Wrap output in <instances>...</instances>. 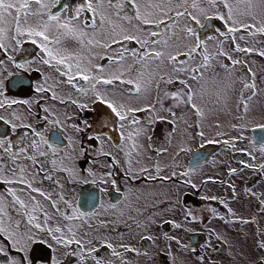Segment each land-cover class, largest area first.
<instances>
[{
	"label": "rangeland",
	"instance_id": "rangeland-1",
	"mask_svg": "<svg viewBox=\"0 0 264 264\" xmlns=\"http://www.w3.org/2000/svg\"><path fill=\"white\" fill-rule=\"evenodd\" d=\"M141 2L143 3L145 0H141ZM230 2L235 4V0H230ZM106 3L107 0H104V10L108 15H111V12L106 8ZM191 3L192 0H187V5H182L179 10L183 11L184 7H189L192 14L197 16L201 24L205 25L204 15H201L197 9H191ZM197 4L198 7L205 9V15L211 16L214 22L213 28L204 33L198 31L197 26H200L199 24L190 21L187 17L174 18L175 23H165L170 25L169 28L151 26V30L164 33L163 37L158 36L152 39H165L168 44L167 47L157 45L150 50H163L165 57L162 64L159 59H153L147 68L142 69L145 72L143 80L151 79V84H145L140 94L129 95L124 89L133 86L119 84V82L115 86L102 85L97 88V91L105 93L107 98L117 106L123 104L126 107H145L155 104L157 113L153 114L147 111L137 113L141 123L133 127L128 125V121H124L125 127L121 129L118 117L111 112L107 105L104 104L103 108L93 109L92 122L96 126L104 124V128L108 127L110 131L116 130L113 127H118L120 134L123 135L120 137L124 140L121 139L122 143L117 145L109 143L105 137H102L100 143L89 149V152L95 156L104 152L107 156L91 163L90 166L86 167L85 172H81L80 166L77 164V158H81L82 149L79 146L77 135L72 130L65 129L66 145L62 147L53 146L58 151L56 155H50L57 161L56 168L68 170L74 168L76 170V176L73 180H76L77 183L90 178L102 181L104 179L103 184L106 190L118 185L122 186L125 194L123 200L117 205H112L109 200L104 198V213L100 212L92 218L93 221L97 219L103 221L101 218H104V226H90L85 221H81L84 225H80L78 222L80 220L74 224L76 239L81 240L86 245V249L87 246L97 249L102 240L106 244L112 245V248L108 250L110 253L104 252V258L101 256L100 250L92 254L104 261L111 260L112 264H139L141 262L142 264H156L157 253L145 259L138 255V242L145 234L150 235L153 248L158 246L164 250V255L168 251L166 254L167 261H170L164 260V264H214L215 261L229 264V256L231 255H225L228 251L234 255L232 264H264V248L259 247V244L264 242V228L261 224V219H264V204L261 203L264 201V181L262 185L260 184L262 194L260 195L259 212H256L257 209L255 208L258 198L252 195L254 193L252 188L254 187L247 191L250 173H258L263 170V177L260 179H264V169L260 168V165H264V153L260 149L244 145V137L239 136L247 130L249 125L264 121V56L258 54L260 50H264V34L249 35L248 30L240 28L236 33L221 36L216 32V29L219 28V21H221L214 16L216 10L204 3L203 0H197ZM37 8V5H33L30 10L36 11ZM149 10L151 11V9ZM11 11L12 15L5 17L8 20L7 26L13 28L16 23L15 11ZM245 11L246 6L244 4L236 5L235 18L243 23H254L249 17L240 15ZM253 11L257 14L258 20L264 19V4L257 3ZM171 14L173 13H169V15ZM46 18V16L43 17V19ZM41 19L39 16L30 17L29 25L37 27ZM80 19L84 21L85 17ZM21 25H23V21ZM235 26L239 28V24ZM256 26L259 27L260 25L257 24ZM124 27L131 31V25L124 24ZM186 27H193L196 36L204 41V44L201 53H193L191 57L185 55L183 59H178L181 64L190 68L199 67L204 55L216 53L218 49L228 52L233 60L243 61L242 64L232 65L231 60H228L227 57L225 59V56L215 55L208 61L211 67L207 70H200L203 75L199 82L188 81L197 92L193 103L197 105L201 115H197L191 106L176 104L172 99L163 100V108L156 103L158 95L163 98L165 91H176L180 88L177 82L170 86H162L157 91L156 81L161 75H167L171 72L173 65L168 62V55H175L178 51L187 53L190 48L194 47L195 37L186 36L184 31ZM86 31L91 33L92 29L89 28ZM222 31H226V29ZM51 35L52 32H49L50 37ZM241 36L244 38L240 39ZM96 38L106 43L110 42V38L106 39L104 33L99 34ZM31 39L34 38L31 37ZM230 41H235V46L251 48L253 51L245 54L233 51V48H230L228 44ZM262 43L263 47H261ZM53 47H58L61 54L65 56L73 54L79 57H89L91 64L104 66L103 75H111L117 70L127 72L128 65L132 64L134 59L126 56L121 64H110L107 59L101 60L100 57L106 53L108 56H115L118 48V45L115 44L112 45L111 51L97 46L92 47L90 53L87 47H81L74 40L68 38L61 45H54ZM128 47L138 48L139 45L132 42ZM82 62L87 63V61ZM222 64L228 67H221ZM61 69H63L62 65ZM243 69L247 70L248 76L243 73ZM45 72L47 73L41 78L40 83L60 91V101L49 99L45 102L46 109L52 122L58 121L57 124L62 126L64 117L66 118L73 113V106L67 100L68 96L73 97L75 94L74 98H76L81 93L79 91L69 92L72 84L66 82V77L52 76L54 73L48 68L45 69ZM187 76L188 73H183L180 75V79ZM127 78L136 79V73L133 72L130 77H125V79ZM245 82L254 83L255 89H245ZM91 83L89 82L87 86L82 88L90 89ZM76 88L78 89V87ZM89 95L90 100L94 99V95L91 93ZM169 108L175 113V117L164 111V109ZM8 112H5L7 116L9 115ZM99 113L104 115V123H101L98 117ZM157 114L166 117V119L164 121L156 120ZM148 118H153L155 121L151 126L146 123ZM172 120H175V123L169 122ZM139 129H143V132L137 136L135 133ZM201 132L203 136L199 135ZM130 134L131 138H129ZM208 141L213 142L209 143ZM225 141H229V143L225 144ZM200 142L214 145V150L202 167L191 170L187 167L185 160L188 153H191V149ZM41 148L51 152V149H47L44 145ZM239 150H246L252 154L245 156L244 160L234 162L231 155ZM68 154L72 160L70 166H66L63 160V157ZM244 162L254 167L250 169L242 166L241 164ZM157 168H159V172H157ZM234 168L237 171L232 172L231 169ZM142 169H146V171H141ZM151 169L156 170L157 179L154 182L141 178L153 176ZM92 171H95L93 176H91ZM113 173L118 176L119 173L125 175L120 174V178H118ZM113 176H116L117 180ZM36 179L41 180L38 176ZM185 181H190V183L185 184ZM48 184L50 183L43 180V184L37 185L45 190ZM227 184L232 186L235 194L234 199L230 201L222 199L226 194ZM187 192L192 197L187 198ZM209 197H215V199H208ZM222 202L225 205H220ZM223 206H228L227 213L221 211ZM151 210L155 213L153 214L155 221L149 219L150 214L148 213ZM233 217L239 219L233 221ZM245 217H251L260 222V226H258L260 231H255L254 226L249 222L243 223L240 218ZM165 218L172 219V224L166 229L161 226V222ZM112 222L120 224H108ZM124 224H131L132 226L124 230ZM177 224L180 227H176ZM66 226L75 231L73 226ZM62 228L65 226L63 225ZM80 230L81 233L77 232ZM163 233L172 236V241L166 246L168 247L167 251L164 246L167 244V240ZM192 233L201 234L204 242L187 243L186 240L188 239L189 242V236ZM226 238L228 242H226L224 249L215 243V240L221 242V239ZM89 240L92 241L91 245L88 244ZM256 240H258V244ZM209 241L212 243L210 250L202 253L201 250L209 248ZM124 244H129L127 247L132 251H126L124 247H121ZM113 250L120 252L121 256H112ZM64 252L63 247L54 246L51 259L61 260L64 257ZM45 253L47 254V252L41 254ZM64 259L66 262L68 261L67 258ZM76 264H94V261L89 256L83 262L77 260Z\"/></svg>",
	"mask_w": 264,
	"mask_h": 264
},
{
	"label": "snow or ice",
	"instance_id": "snow-or-ice-1",
	"mask_svg": "<svg viewBox=\"0 0 264 264\" xmlns=\"http://www.w3.org/2000/svg\"><path fill=\"white\" fill-rule=\"evenodd\" d=\"M203 2L216 10L214 12L215 18L223 21V26L226 28V31L217 28L216 32L219 35L227 36L230 33H236L240 28L248 30L249 35H256L257 33L264 34V19L258 20L257 14L253 11L256 4H264V0H235V4L231 3L230 0H203ZM239 4L246 6V11L240 13V15L249 17L254 23H243L235 18V7ZM32 5L38 6L34 12L30 11ZM182 5H187V0H145L143 3L141 0H107L106 8L111 12V15H108L104 10V0H81V3L74 9L68 4L61 5V0H48V2H45V0H17L16 3L0 0V24L4 23L5 16H11V10H14V19L16 22L15 34L11 36V40L15 41L16 44H20L21 41L17 37L25 34L30 38H39V47L45 56H47V59L41 57L40 62L49 65L54 71L67 77L66 82L68 84H73L76 77L90 83L94 81V83H91L90 89L78 88L77 90L85 97H88L90 93L93 94V103L99 101L106 104L111 112L118 117L120 128L123 129L125 127L124 121H128V125L133 127L141 123V120L136 115L137 113L145 111L153 114L157 113L155 104L145 107H126L123 104L117 106L112 100L107 98L105 93L97 91V88L102 85L115 86L119 82V84L133 86L132 88L124 89L129 95H138L141 93L145 84H151V79L147 81L143 80L145 72L142 69L147 68L149 62L153 59H159L162 64L165 52L163 50H150L157 45L167 47L168 44V41L165 39H152L158 36L163 37L164 33L151 30V26L155 25L156 28L162 26L169 28L170 25L165 24L164 19L166 18L168 21L175 23L176 20L174 18L179 17H187L190 21H195L202 28L206 26L201 24L197 16L192 14L189 7L186 6L183 11H180L179 9ZM57 6H60L59 10L53 11ZM190 8L197 9L201 15H204L205 20L209 19L205 15V9L198 7L197 0H192ZM84 12L91 13V17L81 21L80 18ZM169 13H173V15H169ZM36 16L42 19L37 27H32L29 25V18ZM44 16L47 18L43 19ZM22 21L26 25L25 27H22ZM124 24L131 25V31L125 28ZM237 24H239V28L235 26ZM257 24L260 26L257 27ZM89 28L92 29L91 33L86 31ZM7 31L6 28L0 27V50L6 49L3 40ZM184 31L186 36L195 37V46L190 48L187 53H180L178 51L175 55H168L167 60L173 65L171 72L167 75H161L159 80L156 81L157 91L162 86H170L177 82L180 88L176 91H165L163 98L158 95L156 103L160 104L161 108H163V100L171 98L176 104L191 106L197 115H201L202 113L199 108L193 103L197 92L188 81L199 82L200 77L203 75L200 70L210 68L211 65L208 61L215 55L227 57L228 60H231L232 65L242 64L243 61L233 60L228 52L218 49L216 53L204 55L199 67L190 68L189 66L181 64L177 60L178 56L187 55L191 57L197 48L202 47L204 44V41L196 36L193 27H186ZM49 32H52L51 37L49 36ZM101 33L105 34L106 39L110 38L109 43L96 38ZM68 38L74 40L81 47H87L90 53L92 47L98 46L111 51L112 45H118L115 56H108L106 53L100 59H107L110 64H121L125 60V57L129 56L134 58L133 63L128 65L127 72L117 70L111 75H103L105 72L104 66L101 64H91L89 57H79L73 54L65 56L61 54L58 47H53L54 45H61ZM243 38V36L240 37V39ZM209 39H212V37H209ZM132 42H135L139 47H128ZM32 43L36 44L37 39H32ZM232 50L239 52L253 51L251 48H240L239 45ZM258 54L264 56V50H260ZM8 59L12 60L13 58L9 56ZM82 61H87V63H83ZM0 64H3L2 60H0ZM61 65L63 69H61ZM17 67L22 68L24 65L19 64ZM221 67L227 68L228 66L222 64ZM133 72L136 73V79H125L126 76L130 77ZM183 73H188V76L180 79V75ZM2 87L3 83L0 81V89ZM255 87L256 85L254 83H244L245 89H255ZM35 91L40 93L44 92L45 89L42 86H37ZM3 95V91H0V96ZM17 103L28 104L29 101H0V109H4L6 106L10 107ZM72 103L76 104L77 102L72 101ZM78 106L81 109L88 108L87 104H80ZM164 111L175 117V113L170 108L164 109ZM15 119L18 120L19 117H15ZM155 119L164 121L166 117L157 114ZM0 121L10 124L13 131L18 127H31V125H18L12 120H5L3 116H0ZM154 122L153 118L146 120L149 126ZM169 122L175 123V120ZM57 123L58 121H53L52 125L55 126ZM84 127L87 129L91 128L87 120L84 122ZM233 127H236V125H233ZM255 127L264 130V124H257ZM76 130L83 131L79 127ZM32 132L35 137H39V140L35 138L29 139L25 135L22 137V140H29L27 148L20 146L16 150L14 149L16 148V144L20 143L19 141L13 143L11 140L0 137V186L3 187V191H0V264H35L36 258L33 255L35 250L41 246H46L51 250L53 244L66 249L64 252L66 258L76 256L80 262H83L91 256L94 264H112L111 260L104 261L92 255L97 252V249L95 247L86 249L82 241L76 239V233L71 227L65 225V231V228L60 226H50V221L53 220V216H59L62 221H70L80 219L88 214L79 212L78 216L68 215L66 212L61 211L60 208V204L71 207L62 194H59L58 198L54 199L52 192L35 186L42 184L43 180L51 181L53 179L47 166L49 164L47 158L50 155H56L58 150L39 131L32 129ZM142 132L143 129H139L135 135L139 136ZM199 135L203 136V133L201 132ZM129 138H131V134ZM89 139L94 140L95 137H89ZM262 140H264V137H262ZM208 142L212 143L213 141ZM224 143L228 144L229 141H225ZM41 145L46 146L47 149H51V152L42 150ZM28 149L34 150L33 154H29ZM183 150L186 151V149ZM260 151L264 153V143L260 145ZM82 154L86 155V152L82 150ZM22 156L31 161L34 166L39 165L35 173H30L27 166L20 164V158ZM40 158L44 159L41 160ZM50 163L55 165L57 161L51 160ZM245 166L253 167L252 165ZM260 168L264 169V165H260ZM61 170L69 171L68 169ZM141 171H146V169H142ZM231 171L235 172L237 170L231 169ZM157 172H159V168H157ZM40 173L44 175L40 181H37L36 177ZM29 176H31V179H29ZM54 183L59 185L58 181H54ZM186 183H190V181H186ZM192 187H195V185H192ZM252 195H255V193H252ZM37 196L48 202L49 207L52 209V215H49L48 211L37 200ZM208 199H215V197H209ZM261 203L264 204V201ZM229 211L231 210L229 209ZM188 214L190 215L191 213ZM176 227H180V225L177 224ZM149 239L151 238L149 237ZM73 244L77 245L78 249L75 251L67 250ZM88 244L91 245L92 241L89 240ZM107 247L112 248V245L107 244ZM121 247H124L126 251H132L126 245H121ZM259 247L264 248V242L260 243ZM112 256L120 257L121 253L113 250ZM48 264H63V262L52 258L48 261Z\"/></svg>",
	"mask_w": 264,
	"mask_h": 264
},
{
	"label": "flooded vegetation",
	"instance_id": "flooded-vegetation-1",
	"mask_svg": "<svg viewBox=\"0 0 264 264\" xmlns=\"http://www.w3.org/2000/svg\"><path fill=\"white\" fill-rule=\"evenodd\" d=\"M10 1L13 3L17 2V0H7V2H10ZM45 2H48V0H45ZM79 3H81V0H61V5L68 4V5H71L73 9ZM17 6H18V3H17ZM59 8L60 6H57V8L53 9V11H58ZM81 17H85V20H86V18L91 17V13L84 12L82 13ZM208 17L210 18V25L207 29L201 30L202 27L197 26L198 31L200 33H204L208 29L213 28L214 26L213 19L211 16H208ZM164 23H172V22L165 19ZM7 24H8V20H6V17H5V22L0 24V27H4L8 30L3 40V42L6 45V49L0 50V60L3 61V64H0V81H2L3 83V87L2 89H0V91H3L4 93L3 96H0V101L10 102L11 100H17V101L27 100L29 101V103L28 104L17 103V104L11 105L10 107L6 106L4 109H0V116H3L5 120H12L14 123H17L18 125H31V127L30 128L29 127H18L15 131H13L11 129L10 124H6L3 121H0V137L5 138L6 140H11L13 143L19 141L20 143L16 144V148L14 150L18 149L20 146H24L25 148H27V144L29 143V140H22V137L27 135L29 139L35 138L39 140V137H35L32 132V129H35L36 131H39L45 138H47L49 140V143H51L53 146L62 147V146H65L67 142L65 129L72 130L77 135V138L80 143L79 145L80 148L84 152H86V155L81 153L80 154L81 158H77V164H79L80 166V171L85 172L86 167L90 166L91 163L97 162L98 160H100V158L102 157L104 158V156H107L106 153L104 154V152L102 154H99L98 156L92 155L89 152V149H92L95 146H97L100 143V139L102 137H105V139H107L109 143L111 142L112 144L119 145L124 140V138L123 139L121 138L123 137V135L120 134L118 127H113V129H116V130L110 131L108 127L104 128V124L101 126H96L92 122L93 109H98L101 107L103 108L104 103L99 102V101L93 103L94 99L90 100L89 99L90 95L88 97L80 95V96H77L76 98H74L75 94H73V97H70L71 95H69L67 100L70 101L71 105L73 106V113L71 115H68L66 118L64 117L62 126L59 124H56L55 126H53L52 119L48 115V111H45L47 110L45 102L49 101V99L60 101V91L59 89L57 90L54 88L51 89L49 85H42L40 83V80L47 73L45 72V69L47 68L51 72L54 73L52 76H62V75L54 71L53 68L50 67L49 65H45L40 62L41 57H44L45 59H47V56H45V54L42 52V50L39 47V44H40L39 38L33 37L34 39H37V43L33 44L32 39L25 34L23 36L17 37L21 41V43L16 44L15 41L11 40V36L15 34L14 33L15 27L11 28L10 26H7ZM25 26L26 25L24 24L22 25V27H25ZM219 28L221 30L226 29L223 26L222 21H219ZM195 42L196 41H194L193 43L194 46H195ZM228 44L230 48L234 49L236 47L235 41H230ZM261 47H263V43L261 44ZM202 48L203 46L200 48H197L195 53H198V54L201 53ZM243 48H247V47H243ZM242 53L245 54L247 52H242ZM9 56H11L13 59L9 60L8 59ZM184 57L185 55L178 56L177 60L183 59ZM19 64H23L24 67L22 68L17 67V65ZM242 71L245 75L248 76V72L246 69H243ZM73 75L75 74L73 73ZM88 83L89 82L81 80L79 79V77H76L73 81L71 88L69 89V92L70 91L72 93L77 92L78 90L76 87L82 88V87L87 86ZM37 86H42L45 89V91L37 93L35 91ZM72 101H76L77 103L73 104ZM80 104H87L88 108L81 109L78 106ZM5 112H8L9 115L7 116ZM15 117H19V119L17 120L15 119ZM98 117L101 123H104V120H103L104 115H101L99 113ZM167 119H169L168 116H167ZM86 120L91 125L90 129H87L84 127V122ZM257 124H264V121L249 125L247 130L243 131L242 132L243 134L239 136L244 137V142H245L244 145H248V146H251L252 148L260 149V145L264 143V140H262V137L264 136L261 135L260 138H256V136H254L253 128H255V125ZM77 127L82 129L83 131H77L76 130ZM89 137H95V139L90 140ZM213 147L214 145L206 144L204 142H200L199 144L196 143V145L191 149V153L189 152L186 157L185 163L187 164V167L190 168L191 170L202 167L203 163L213 153V150H214ZM196 151H198L201 155L203 154L204 157L202 160L201 159L194 160L193 155ZM28 152L29 154H33L34 150L28 149ZM248 152L246 150H239L233 153L231 156L234 162H237L239 160H244L243 158L245 156H249V154H252V152H249V153ZM69 156L70 154L63 157L64 163L66 164V166H70L72 163V160L70 159ZM40 159L43 160L44 158H40ZM47 159L49 161V164L47 166L49 168V171L52 174L53 179L51 181L44 180L50 183L46 186L45 191L52 192L54 194L53 196L54 199H56L59 194H62L64 196V199L68 202V204L71 205V207H66L63 204H60V208H61V211L66 212L68 215L78 216L79 212H84L88 214L80 219L70 220V221H62V219L59 216H53V220L50 221V226L62 227L63 225L64 226L70 225V226H73L75 230L74 232H76V227H74L75 226L74 224H77L78 220H80L78 221L80 225H84V223L81 221H85L90 226L92 225L104 226V218H101L103 221L99 219L93 221L92 218H94V216L100 212L104 213V198L109 200V203H111L112 205H117L118 203H120L121 200H123L125 194L123 192L122 186L118 185L117 187H111L108 190H106L103 184L104 179L102 181L99 179L92 180L90 178L81 183L79 182L77 183L76 180L75 181L73 180L75 179L74 177L76 176V170L74 168L69 169V171H62L61 169L56 168L55 165L50 163L51 160H54L51 156H49ZM193 160L195 161V163L191 164V161ZM20 164L22 166H27L28 171L30 173H35L37 168L39 167V165L34 166L31 161L27 160L23 156L20 158ZM241 165L245 166L248 164L244 162ZM249 168L251 169L252 167H249ZM151 171L153 172V176L149 178L143 176L141 178H144V180L146 181L154 182V180L157 179V175L155 174L156 170L151 169ZM91 174H92L91 176H93L95 174V171H92ZM113 174L117 175L116 173H113ZM120 174L121 173H119V176L117 175L118 178H120ZM43 175H44L43 173H40V175H38V178L42 179ZM121 175L124 176L125 174H121ZM117 177L113 176V178H115L116 180H117ZM260 177H263V170H260V172L258 173H250L248 176L250 183H248L247 185V191L250 188L254 187L252 188V192H254L255 193L254 196L258 198L257 199L258 203H256L255 205V208L257 209L256 212L260 211V195L262 194V191L260 189V184L262 185L264 181V179L263 178L260 179ZM29 179H31V176H29ZM54 181H58L59 185L54 183ZM256 182L257 183L259 182V184H257ZM184 183L186 184V181ZM36 186L40 187L39 185H36ZM0 191H3L2 186H0ZM225 192L226 194L224 195V197H222V199L227 200V201L234 199L235 194L230 184L226 185ZM186 197L190 198L192 197V195L189 192H187ZM39 199H40L41 205L45 208V210L48 211L49 215H52V209L49 207L48 202L42 200L39 196H37V200ZM220 205H225V203L222 202L220 203ZM221 211H223L224 213H227L228 206H223L221 208ZM148 214H150L149 219L152 221H155V218L153 216V214L155 213L151 210L149 211ZM237 219L239 218L233 217V221H236ZM240 219L243 223H248V222L251 223L252 226H254L255 231H258V230L260 231V229H258V226H260V222H257L256 219L251 218V217L250 218L245 217V218H240ZM108 224H120V223L112 222ZM171 224H172L171 218H165L163 219V222H161V226L164 229L170 227ZM261 224L264 228L263 218L261 219ZM131 226H132L131 224H124L123 229L126 230L130 228ZM77 232L81 233V230ZM163 234H164L165 239L167 240V244L164 245L166 247L169 245V242L172 241V236L169 235L168 233H163ZM192 235H197L200 237V239H198L194 243H190V239ZM149 237H150L149 234H145V236L140 238L138 242V249H137L139 257L145 259L148 256L156 255L157 253L158 256L156 258V264H164V260L167 261L166 254H168V251H167L168 247H166L167 252L164 255L163 253L164 250H162L158 246H156L155 248L151 246L152 239H149ZM186 242L189 244H195L197 242L202 243L204 241L202 239L201 234L192 233L189 236V242H188V239L186 240ZM226 242H228L227 238L224 240L221 239V242L219 241L216 242L215 240V243H218V245H220L221 248L223 249H224ZM256 242L258 244V240H256ZM124 245L129 246V244H124ZM208 245H209V248L205 250H201L202 253L206 250H210L212 243H210L209 241ZM54 246L56 245L53 244V248ZM97 247H98L97 250H100L102 252L101 256L103 258H104V252L110 253V251H108L109 248L107 247V244L104 242V240L100 241ZM53 248L50 250L46 246L38 247L33 253L34 257L36 258L35 264H48V261L51 260V257L53 256ZM87 248L89 247L87 246ZM77 249H78V246L73 244L67 250L75 251ZM42 252H47V254L46 253L41 254ZM226 254H228V256L231 255L229 256V264H232V258L234 257V255H232L229 251L228 253H225V255ZM64 258L66 257L64 256L60 260L63 262V264H76L78 260L76 256L67 257V260H68L67 262L65 261ZM139 264H142V262ZM214 264H223V263L220 261H215Z\"/></svg>",
	"mask_w": 264,
	"mask_h": 264
},
{
	"label": "water",
	"instance_id": "water-1",
	"mask_svg": "<svg viewBox=\"0 0 264 264\" xmlns=\"http://www.w3.org/2000/svg\"><path fill=\"white\" fill-rule=\"evenodd\" d=\"M205 25H206V26L203 27V28H201V30H205V29H207V28L209 27V25H210V18L206 20V24H205ZM263 131H264V130H262V129H260V128H257V127L253 128V134H254V136H256V138H260L261 135L264 136ZM193 156H194V160H195V159H198V160L201 159V160H202L203 157H204L203 154L201 155L198 151H196V152L194 153ZM194 160L191 161V164L195 163ZM198 239H200L199 236H197V235H192V237H191V239H190V243H194V242H196Z\"/></svg>",
	"mask_w": 264,
	"mask_h": 264
}]
</instances>
